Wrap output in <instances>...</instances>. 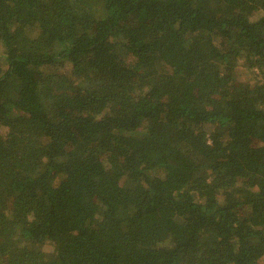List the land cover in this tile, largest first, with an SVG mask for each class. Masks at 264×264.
I'll return each instance as SVG.
<instances>
[{
	"label": "trees",
	"instance_id": "trees-1",
	"mask_svg": "<svg viewBox=\"0 0 264 264\" xmlns=\"http://www.w3.org/2000/svg\"><path fill=\"white\" fill-rule=\"evenodd\" d=\"M0 264H264V0H0Z\"/></svg>",
	"mask_w": 264,
	"mask_h": 264
},
{
	"label": "rangeland",
	"instance_id": "rangeland-1",
	"mask_svg": "<svg viewBox=\"0 0 264 264\" xmlns=\"http://www.w3.org/2000/svg\"><path fill=\"white\" fill-rule=\"evenodd\" d=\"M242 70H243V68H239V71H240V72H243V73L241 74V76H243V75L246 74V72H247V70H243V71H242ZM244 77H246V76H244Z\"/></svg>",
	"mask_w": 264,
	"mask_h": 264
}]
</instances>
